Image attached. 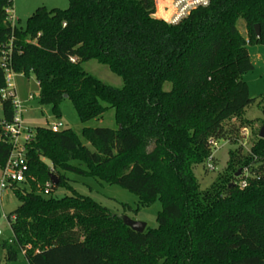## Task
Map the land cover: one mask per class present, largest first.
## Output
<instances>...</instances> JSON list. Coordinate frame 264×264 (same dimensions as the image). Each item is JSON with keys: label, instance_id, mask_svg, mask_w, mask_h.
Listing matches in <instances>:
<instances>
[{"label": "trees", "instance_id": "trees-1", "mask_svg": "<svg viewBox=\"0 0 264 264\" xmlns=\"http://www.w3.org/2000/svg\"><path fill=\"white\" fill-rule=\"evenodd\" d=\"M11 5L0 0V59L10 51L14 72H33L39 102L55 114L67 95L81 122L113 108L117 128L84 127L93 150L69 128H32L25 179L11 185L19 205L6 216L4 261L22 255L28 264H264V139L246 156L230 151L227 173L206 189L193 173L197 164L207 169L209 157L215 166L209 140L236 142L237 128L224 122L253 102L242 75L253 69L247 43L264 45V0H210L177 23L153 16L155 0H68L64 9L36 8L24 27L10 23ZM91 59L123 86L84 71ZM0 105L1 168L11 149L2 122L15 110L9 98L0 96ZM68 171L119 184L142 206L158 197L157 226L134 231L89 196L42 194L49 174L58 177L51 192ZM243 177L247 186L240 188Z\"/></svg>", "mask_w": 264, "mask_h": 264}, {"label": "rangeland", "instance_id": "rangeland-1", "mask_svg": "<svg viewBox=\"0 0 264 264\" xmlns=\"http://www.w3.org/2000/svg\"><path fill=\"white\" fill-rule=\"evenodd\" d=\"M40 6L47 9H64L68 6V0H12L11 12L14 23L17 26L24 27L26 19ZM160 18L163 19V17ZM236 25L239 32L246 36L247 29L244 20L238 19ZM246 47L253 69L244 73L242 79L248 86V93L253 102L245 107L240 114L224 122L225 127L237 128V139L235 143L224 139L214 141L212 155L215 168L206 169L203 164L193 166V173L202 190L208 188L218 175L227 173L226 168L229 164L230 151H238L241 156H246V153L258 138L259 128L264 123V45L247 43ZM82 67L84 71L100 79L105 84L116 88L123 86L122 78L112 72L106 64L91 59L83 62ZM13 76L16 97L21 102L23 120L25 125L31 129L36 126H47L52 122H61L63 129H71L88 149L93 150L90 142L82 134L84 127L117 128L113 108H107L98 118L81 122L72 101L69 98H64L59 103L58 114H55L51 105L39 102V89L33 72L30 71L27 74L14 72ZM30 94L33 95V98H29ZM1 118L2 109L0 105ZM244 128H246V131L243 133ZM46 162L48 163L47 160ZM73 163L78 164L79 162L74 161ZM81 166L86 168L85 164H81ZM236 166L238 164L234 165L235 168ZM238 169L240 167H237ZM64 175L68 178L66 183H60L51 192L42 191V194L58 198L71 193L86 195L119 216H127L132 220L144 222L146 227L154 228L157 226L156 214L161 208V201L158 197L150 204L142 206L135 193L119 184L100 181L90 175H81L69 171L64 172ZM18 205L19 201L14 190L11 187L7 188L0 196V264H28L22 255L17 260L8 262L4 261L3 258L2 242L9 240L11 237V230L6 216Z\"/></svg>", "mask_w": 264, "mask_h": 264}, {"label": "built area", "instance_id": "built-area-1", "mask_svg": "<svg viewBox=\"0 0 264 264\" xmlns=\"http://www.w3.org/2000/svg\"><path fill=\"white\" fill-rule=\"evenodd\" d=\"M210 0H169L168 4L163 6L166 15L162 16L163 20L168 23H177L181 19L185 18L193 9L197 7H204L209 4ZM156 5V4H155ZM8 14L9 21L14 25V17L11 12V7L5 9ZM1 66L4 70V86L0 88V96L2 98H9L12 101L14 107V117L12 121H3L2 128L9 137L11 149L8 158L3 167L0 168V196L4 193L7 188L15 182H23L25 179L24 172L27 169L25 151L26 143L32 138V129L25 125L22 115L21 102L16 97V89L14 85V71L11 67L10 51L6 54L3 53L1 56ZM71 61H74L71 58ZM29 98H33L30 94ZM52 131H58L63 129L61 122H52L47 125ZM246 128L243 129V133ZM211 144L213 140H209ZM213 156V155H212ZM211 157H209L206 167L207 169H214L215 166L212 164ZM243 174L246 177L248 175V168H243ZM53 185L50 180L45 182L42 191L50 192V187ZM238 186L244 188L247 186V181L243 177L238 181ZM1 232V231H0Z\"/></svg>", "mask_w": 264, "mask_h": 264}, {"label": "water", "instance_id": "water-1", "mask_svg": "<svg viewBox=\"0 0 264 264\" xmlns=\"http://www.w3.org/2000/svg\"><path fill=\"white\" fill-rule=\"evenodd\" d=\"M254 30H255L256 36L258 37L259 36V25L258 24L254 25ZM66 97L67 95H64V98ZM258 137L264 139V123L259 128ZM240 171L241 170L238 169L237 172L235 173V176H238L240 174ZM49 179L53 185H56L58 183V177L55 174H52V173L49 174ZM121 218H122L123 223L134 231L142 232L144 231L146 227V224L144 222L132 220L128 218L127 216H121Z\"/></svg>", "mask_w": 264, "mask_h": 264}, {"label": "crops", "instance_id": "crops-1", "mask_svg": "<svg viewBox=\"0 0 264 264\" xmlns=\"http://www.w3.org/2000/svg\"><path fill=\"white\" fill-rule=\"evenodd\" d=\"M169 0H155V12L156 14L154 15L155 17H162L166 15L167 12L163 9V6L168 4Z\"/></svg>", "mask_w": 264, "mask_h": 264}]
</instances>
